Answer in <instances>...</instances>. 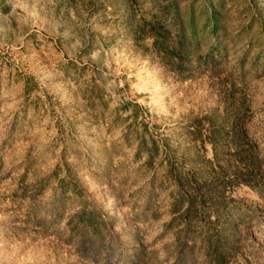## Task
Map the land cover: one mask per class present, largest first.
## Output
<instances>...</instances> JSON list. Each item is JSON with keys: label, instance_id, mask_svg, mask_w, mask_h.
Segmentation results:
<instances>
[{"label": "rangeland", "instance_id": "374dc122", "mask_svg": "<svg viewBox=\"0 0 264 264\" xmlns=\"http://www.w3.org/2000/svg\"><path fill=\"white\" fill-rule=\"evenodd\" d=\"M0 264H264V0H0Z\"/></svg>", "mask_w": 264, "mask_h": 264}]
</instances>
